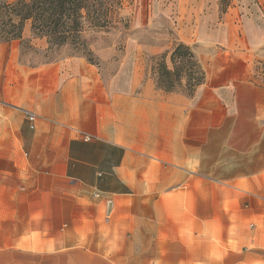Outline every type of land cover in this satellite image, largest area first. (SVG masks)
I'll list each match as a JSON object with an SVG mask.
<instances>
[{
	"label": "crops",
	"instance_id": "0c3cea01",
	"mask_svg": "<svg viewBox=\"0 0 264 264\" xmlns=\"http://www.w3.org/2000/svg\"><path fill=\"white\" fill-rule=\"evenodd\" d=\"M245 1L177 14L192 92L131 45L108 79L28 59L49 49L31 21L0 36V264H264V0Z\"/></svg>",
	"mask_w": 264,
	"mask_h": 264
},
{
	"label": "rangeland",
	"instance_id": "374dc122",
	"mask_svg": "<svg viewBox=\"0 0 264 264\" xmlns=\"http://www.w3.org/2000/svg\"><path fill=\"white\" fill-rule=\"evenodd\" d=\"M8 2L10 5L18 0H0V3ZM204 0H107L110 5L109 20L107 26L93 27L92 20L86 21L84 35L87 46L75 47L64 45L52 47L46 52H40L33 48L27 40L22 42V48L28 59L54 60L67 55H81L93 62L106 78L116 76L122 67L126 56V50L132 48V60L136 56V49L146 50L141 57L147 67L148 75L154 79L159 86L194 91L196 85L189 63L181 60L175 65L180 71L179 76L175 74L167 77L164 75L166 56L172 54L182 37L188 33L187 27L178 25L177 14L186 15L196 5ZM233 0H219L225 6ZM245 4V0H239ZM96 15V14H95ZM9 13L0 10V22L7 21ZM183 29V30H182ZM6 30H10L7 26ZM194 48V47H193ZM164 50L153 54L154 51ZM167 51V52H166ZM162 53V54H161ZM168 54V55H167ZM168 61V60H167ZM180 61V60H178Z\"/></svg>",
	"mask_w": 264,
	"mask_h": 264
},
{
	"label": "trees",
	"instance_id": "16d2710c",
	"mask_svg": "<svg viewBox=\"0 0 264 264\" xmlns=\"http://www.w3.org/2000/svg\"><path fill=\"white\" fill-rule=\"evenodd\" d=\"M106 3L107 0H18L11 5L7 1L1 2L0 10L8 12L9 17L6 22H0V36L5 41L21 40L26 22L31 21L33 33L37 37L46 38L49 49L69 44L84 48L87 46L83 39L85 22L91 21L94 16L97 20H92L93 27L104 28L110 22V5ZM7 26H10L8 31ZM181 60L189 63L194 85H202L205 73L192 48L183 43H179L172 52V68L165 65L163 74L167 77L173 74L179 76L180 71L175 65ZM163 88L167 91L174 90Z\"/></svg>",
	"mask_w": 264,
	"mask_h": 264
},
{
	"label": "built area",
	"instance_id": "2783aa9c",
	"mask_svg": "<svg viewBox=\"0 0 264 264\" xmlns=\"http://www.w3.org/2000/svg\"><path fill=\"white\" fill-rule=\"evenodd\" d=\"M29 120L31 121V122H33L34 120H35V116L34 115H29Z\"/></svg>",
	"mask_w": 264,
	"mask_h": 264
},
{
	"label": "water",
	"instance_id": "95a60500",
	"mask_svg": "<svg viewBox=\"0 0 264 264\" xmlns=\"http://www.w3.org/2000/svg\"><path fill=\"white\" fill-rule=\"evenodd\" d=\"M111 210H112V203H109L108 204V212H111Z\"/></svg>",
	"mask_w": 264,
	"mask_h": 264
}]
</instances>
